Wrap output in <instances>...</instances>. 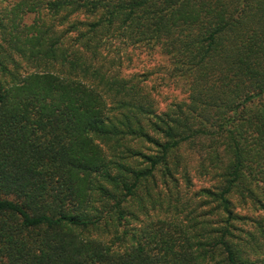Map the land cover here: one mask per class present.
<instances>
[{"label":"trees","instance_id":"16d2710c","mask_svg":"<svg viewBox=\"0 0 264 264\" xmlns=\"http://www.w3.org/2000/svg\"><path fill=\"white\" fill-rule=\"evenodd\" d=\"M0 264H264V0H0Z\"/></svg>","mask_w":264,"mask_h":264},{"label":"rangeland","instance_id":"374dc122","mask_svg":"<svg viewBox=\"0 0 264 264\" xmlns=\"http://www.w3.org/2000/svg\"><path fill=\"white\" fill-rule=\"evenodd\" d=\"M122 56V72L124 75L146 72L151 74L147 83L154 88L157 94L156 98L160 110H163L172 101L185 98V95L179 88L174 87L170 81L168 82L164 79L163 74L167 60L159 52H149L143 49H128Z\"/></svg>","mask_w":264,"mask_h":264}]
</instances>
